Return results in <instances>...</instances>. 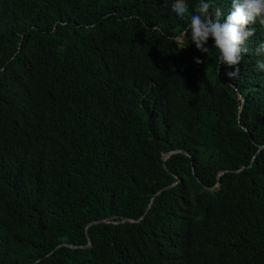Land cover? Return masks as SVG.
<instances>
[{
  "label": "trees",
  "instance_id": "trees-1",
  "mask_svg": "<svg viewBox=\"0 0 264 264\" xmlns=\"http://www.w3.org/2000/svg\"><path fill=\"white\" fill-rule=\"evenodd\" d=\"M178 3L0 0V264H264V58L217 74Z\"/></svg>",
  "mask_w": 264,
  "mask_h": 264
},
{
  "label": "clouds",
  "instance_id": "clouds-1",
  "mask_svg": "<svg viewBox=\"0 0 264 264\" xmlns=\"http://www.w3.org/2000/svg\"><path fill=\"white\" fill-rule=\"evenodd\" d=\"M211 1L212 3H208L205 0H201V5L196 4L191 9H189L188 5L178 3V10L183 15L179 22H182L183 28L180 34L175 36V39L178 42L186 40L187 35L194 31H197L201 35L199 42L213 39L217 44V74L222 67L225 69V73L229 75L232 71L236 70L244 56L250 52H254L256 55L264 58V26H256L253 21V16L258 11L259 5L264 3V0ZM198 8L205 10L203 16L194 12ZM232 28L235 29L234 34L240 38H229L226 36L225 31ZM254 72L260 80L264 81V62L259 63L258 67H255ZM223 82L227 83L236 93V97L239 100L237 111V118L239 119L244 105L243 102L246 98L239 92L235 84L224 79ZM246 119L247 126L243 127L245 132H253L260 128L258 120L252 119L250 116L246 117ZM2 139L0 135V140ZM15 160L16 157L11 150L10 144H7L4 149L0 150L1 167L13 166ZM96 222L94 221L89 224ZM101 222L106 223L108 221L101 220ZM87 245H91L90 240Z\"/></svg>",
  "mask_w": 264,
  "mask_h": 264
},
{
  "label": "rangeland",
  "instance_id": "rangeland-1",
  "mask_svg": "<svg viewBox=\"0 0 264 264\" xmlns=\"http://www.w3.org/2000/svg\"><path fill=\"white\" fill-rule=\"evenodd\" d=\"M117 174L115 171H108V178L106 181V187L103 192L104 200L106 202H114L116 200V194H115V180H116ZM156 178L159 180V184H165L169 181L167 175L165 174H159L156 175ZM111 230V223L106 222L102 226V233L103 235L108 234Z\"/></svg>",
  "mask_w": 264,
  "mask_h": 264
},
{
  "label": "water",
  "instance_id": "water-1",
  "mask_svg": "<svg viewBox=\"0 0 264 264\" xmlns=\"http://www.w3.org/2000/svg\"><path fill=\"white\" fill-rule=\"evenodd\" d=\"M97 222H99V221H97Z\"/></svg>",
  "mask_w": 264,
  "mask_h": 264
}]
</instances>
